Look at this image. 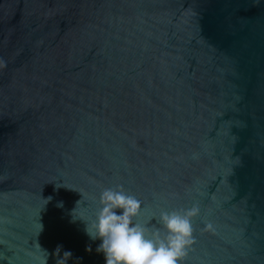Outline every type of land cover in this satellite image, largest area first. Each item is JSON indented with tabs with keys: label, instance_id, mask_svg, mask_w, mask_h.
<instances>
[{
	"label": "water",
	"instance_id": "95a60500",
	"mask_svg": "<svg viewBox=\"0 0 264 264\" xmlns=\"http://www.w3.org/2000/svg\"><path fill=\"white\" fill-rule=\"evenodd\" d=\"M118 185L147 236L198 206L179 264H264V0H0V264H105Z\"/></svg>",
	"mask_w": 264,
	"mask_h": 264
},
{
	"label": "clouds",
	"instance_id": "9594fccd",
	"mask_svg": "<svg viewBox=\"0 0 264 264\" xmlns=\"http://www.w3.org/2000/svg\"><path fill=\"white\" fill-rule=\"evenodd\" d=\"M117 188L119 190L106 188L102 191V208L92 225L94 230L88 225L86 228L91 239H102L96 251L104 254L105 264H179L187 247L194 242L191 219L199 214L198 206L182 211H162L159 223L166 233L162 235L157 228L147 236L146 229L133 220L141 211L142 202L126 194L122 185ZM58 206H62V202ZM116 209H123V214L118 215ZM211 229L212 225L207 224L205 230ZM61 248L57 246L55 256L59 257ZM71 257V251H64L56 264H67Z\"/></svg>",
	"mask_w": 264,
	"mask_h": 264
}]
</instances>
